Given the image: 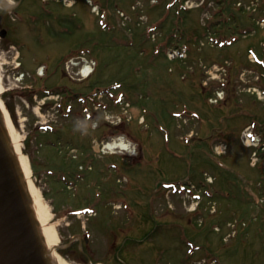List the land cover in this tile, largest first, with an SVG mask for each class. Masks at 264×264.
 <instances>
[{
    "label": "rangeland",
    "instance_id": "374dc122",
    "mask_svg": "<svg viewBox=\"0 0 264 264\" xmlns=\"http://www.w3.org/2000/svg\"><path fill=\"white\" fill-rule=\"evenodd\" d=\"M17 1L0 3L1 99L65 264H264V63L250 56L264 62V0H188L174 17L151 0ZM81 53L96 63L88 80L64 66ZM123 92L131 106L116 103ZM124 133L136 154L100 153ZM79 168L76 186L64 181ZM187 183L207 191L199 206L161 188Z\"/></svg>",
    "mask_w": 264,
    "mask_h": 264
},
{
    "label": "water",
    "instance_id": "95a60500",
    "mask_svg": "<svg viewBox=\"0 0 264 264\" xmlns=\"http://www.w3.org/2000/svg\"><path fill=\"white\" fill-rule=\"evenodd\" d=\"M6 35L5 30L0 33L2 39ZM0 264H58L48 249L34 198L1 107Z\"/></svg>",
    "mask_w": 264,
    "mask_h": 264
},
{
    "label": "bare ground",
    "instance_id": "6f19581e",
    "mask_svg": "<svg viewBox=\"0 0 264 264\" xmlns=\"http://www.w3.org/2000/svg\"><path fill=\"white\" fill-rule=\"evenodd\" d=\"M71 2L72 1H69V3H71ZM2 5H4V4H2ZM95 8L98 9L97 7H95ZM193 8H194V6L192 8H189V10H191ZM43 70L44 69H41V71H43ZM95 70H96L95 67L87 66V67H85L82 70L81 74H82V76L84 78H89L95 72ZM40 75H42V74H40ZM2 95H3V93L0 92V107L2 108V110L4 112V115H5V118H6V123H7V126H8V130L10 132V135H11V138H12V141H13V145H14V147L16 149V152H17L18 156L20 157V161H21L22 167H23L24 172L26 174V178L28 180L29 188H30V191H31L32 196L34 198L35 209H36L38 218H39V220H40V222L42 224L44 237L46 238V241H47V244H48V249L51 251L53 259L55 261H58V264H65V262H64L65 260L63 259V257L55 251V249H57V247H59L57 230H56L55 227L50 226L48 224V222H47L46 210L43 208V206L39 202V198H38V196L36 194V191H35V186L32 183L31 178H30V172H31L30 171V167L24 161V159H23L24 156H23V154L21 152V149L19 148V146L17 144V141H16V139L14 137V132H13L14 131L13 130L14 124L12 122V119L10 117V113L8 112V109L6 108L5 104L3 103L2 99H1ZM249 132L250 131H248L247 133H249ZM109 142L110 143L105 147L106 151H104V153H108V152H111V154L126 153L127 152L126 149L128 147L131 148V146H133L131 140L128 141L124 137H121V138H118V139H115V140H112V141H109ZM250 143L251 142L249 141V144ZM251 145L252 144H250V146ZM218 150L220 151V148ZM220 153H223V152L220 151ZM81 217H78V218H81Z\"/></svg>",
    "mask_w": 264,
    "mask_h": 264
},
{
    "label": "clouds",
    "instance_id": "9594fccd",
    "mask_svg": "<svg viewBox=\"0 0 264 264\" xmlns=\"http://www.w3.org/2000/svg\"><path fill=\"white\" fill-rule=\"evenodd\" d=\"M10 2H11V0H10ZM126 150H127L128 154H136L134 147L133 148L128 147Z\"/></svg>",
    "mask_w": 264,
    "mask_h": 264
},
{
    "label": "flooded vegetation",
    "instance_id": "af4514ba",
    "mask_svg": "<svg viewBox=\"0 0 264 264\" xmlns=\"http://www.w3.org/2000/svg\"><path fill=\"white\" fill-rule=\"evenodd\" d=\"M3 1H5V2H9L10 0H0V3H3ZM22 1H23V0H18V1H17V3H18L19 6L21 5Z\"/></svg>",
    "mask_w": 264,
    "mask_h": 264
},
{
    "label": "trees",
    "instance_id": "16d2710c",
    "mask_svg": "<svg viewBox=\"0 0 264 264\" xmlns=\"http://www.w3.org/2000/svg\"><path fill=\"white\" fill-rule=\"evenodd\" d=\"M77 172H78V171H77ZM72 175H73V177H74V176H77V173L74 172ZM76 179H78V177H77ZM76 179H75V180H76Z\"/></svg>",
    "mask_w": 264,
    "mask_h": 264
}]
</instances>
